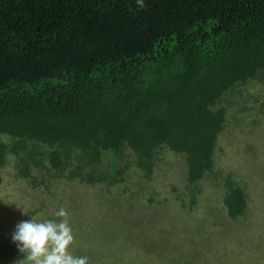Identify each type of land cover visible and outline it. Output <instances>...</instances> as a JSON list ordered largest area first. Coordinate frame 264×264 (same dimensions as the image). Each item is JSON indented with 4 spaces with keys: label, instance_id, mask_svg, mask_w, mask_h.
<instances>
[{
    "label": "trees",
    "instance_id": "trees-1",
    "mask_svg": "<svg viewBox=\"0 0 264 264\" xmlns=\"http://www.w3.org/2000/svg\"><path fill=\"white\" fill-rule=\"evenodd\" d=\"M240 110L264 119V0H145L143 9L135 0H0V170L8 172L0 195L15 202L18 222L65 208L70 250L88 264H117V253L106 262L101 249H110L102 234L121 230L119 217L177 237L183 219H198L191 264H230L210 248L222 233L245 244L231 264H255L264 158L249 145L248 173L234 154L248 134H223L240 124ZM250 179L263 189L256 209ZM19 181L54 197L55 211L35 206ZM158 204L179 221L162 222ZM147 213L154 222L141 219ZM168 235L158 246L180 251ZM127 246L119 264H139ZM23 259L11 235L0 239V264Z\"/></svg>",
    "mask_w": 264,
    "mask_h": 264
},
{
    "label": "rangeland",
    "instance_id": "rangeland-1",
    "mask_svg": "<svg viewBox=\"0 0 264 264\" xmlns=\"http://www.w3.org/2000/svg\"><path fill=\"white\" fill-rule=\"evenodd\" d=\"M260 88H261V86L259 87V89ZM251 91L252 92L249 93L250 95L256 94L255 92L258 91L257 86H253L251 88ZM249 103L251 104L250 100H249ZM236 113H237V116L240 118L239 119L240 124L236 125L234 121L229 122L226 125V127L223 131V134H224V136H227L233 140L236 139L234 137L235 135H238V137L241 139V135H244V134L247 135L248 134L249 139L246 142L248 144L239 143L240 141H242L239 139L238 140V143L240 146L239 149H236V148L235 149L233 148V149H234V154L236 156L238 154L239 158L243 157V159L246 162V165H245L246 171L248 173H250V171L252 169H254L250 164V162H252V161L248 157L249 154L247 155V154H244L243 152L247 151L249 149L248 146L250 145L251 147L256 149V152H257L256 156L264 158V152H263V149H264V143H263V141H264V121L262 122V120H264V119H261L260 117L256 116L252 111L240 110V111H237ZM254 119H255V121H254ZM1 136L7 137L5 134H2ZM256 164H260L261 167H264V161H261L260 158H259V161H256ZM263 169H261L260 172H262V175L264 176V170ZM0 171H2V170H0ZM6 171L7 170H4V171H2L3 173L0 174V176H2V178L6 173L8 175V172H6ZM7 179H8V177L5 179V181ZM19 182H21L24 185L25 192H28L29 195L31 194L30 197L34 195L35 206L38 205L40 202H44L46 212L51 213L52 211H55V208H53V205L55 203L54 197L48 196V199H43L41 196V194H42V188L41 187H38V188L34 189L33 191H30L28 184L25 185L23 181H19ZM255 185L256 184H254V182L250 179V181L248 182V189L247 190H249V195L251 196V201H253V202L256 201L255 200V198H256L255 193H257V195L263 194L262 187L256 186L254 188ZM2 187L3 186L1 185L0 188H2ZM208 190H210L211 192L217 191L215 188L210 189V187L208 188ZM8 192H9V190H7V193ZM44 196H46V194ZM4 198H5V202L2 200ZM259 199H262V198L259 197ZM0 200L3 201V203H1V205H0V207L2 206L3 209L5 211H7L10 215L8 222H4V224L6 225V230H4L3 221L6 218V217H4L6 214L0 213V239H1V238H5L7 236H10L12 234L14 227H15V224H16L15 222L16 221L18 222V220L16 218L18 215V212H17L18 210L13 209L15 206V202L11 201L9 198H7L6 192L4 190L1 192ZM107 200L104 202V204L107 202ZM109 200L111 202V198H109ZM256 203H257V201L253 204L255 209H256V205L258 204V203L257 204ZM263 203L264 202L261 203V206ZM153 207H154V205H152V208ZM263 207H264V205H263ZM157 208H159V210L157 212L159 213V215L161 217V221L164 222L166 225H167V223L170 224L171 222H174V221L178 222L179 221V215H176V210L172 211L171 214L169 215L168 211L165 208V204H158ZM262 213L264 214V209L262 210ZM27 218H24V219L21 218V220H25ZM149 218H150L149 213L144 214V216L141 217V219L143 221H149L150 223L155 221L154 216H151L150 219ZM119 220H120V224H121V230L120 231H111V232H107L106 234H102L105 237V239L108 240L109 247H110V249H107V248L101 249L102 253H104V257H103L104 261H106V262L109 261V259L114 258L115 254L117 253L116 263L119 264L120 254L122 253L120 250L123 247V245H125L127 247V249L129 251H131V249L128 248V246H127V242L129 243V245L132 248H136V249H134L136 251L132 257L137 259L136 263H139V264H191V260L194 261L195 259L199 258L196 254V251H194V253H192L193 252V248H192L193 237L201 234L202 228H203V224H201L198 219L189 218L188 221H186V222L183 219V222L185 223V230L183 229V231L180 233V237H177V233L174 229H171V231H166L167 228L159 229V228H157L156 225H152V224H144L140 228H137L134 226L128 227V226H126L127 224H130V222L128 220H126L122 217H119ZM209 220H210V218H209ZM99 224H100L99 225L100 228L103 230H107L109 228L107 225L108 221L106 222L105 220H103ZM210 226H211V224H210ZM188 228H192L193 232ZM196 228H200V232L198 234H195ZM205 228L207 229L208 227H205ZM212 228H214V227H212ZM221 228H219V232H220ZM165 231H166V233L168 232V234H169L166 237V239L170 238L171 243H177V246H180V251H179V248H175V247H173V248H169V247L160 248L158 246L160 241L163 240V238L166 236V233H164ZM197 231H199V230H197ZM223 235H224V237H223ZM226 235H227L226 233H222V236L220 238H216L215 243L212 242L214 244H212V247H210V248L226 254V256L229 258L228 263L231 264L233 262L232 258L235 257L236 253H240L241 249L243 248V246L245 244H244V242H242V243H240L241 245L239 246L237 243H235V241H238V239L236 237H235V239H233L232 236L226 237ZM209 239H204L205 243L206 242L208 243ZM138 248H140V250ZM224 249H226L225 252L220 251V250H224ZM233 250H234V254L231 256V252ZM258 250L256 253H255V251L253 253L252 252L250 253V255L252 256V262L255 264H259L261 256L264 257V250L262 248L259 251ZM101 251H100V254H101ZM140 254H142L141 260H139ZM187 257H190V259H188ZM218 257H220V256H218ZM221 258H223V257H221ZM188 260H190L189 263H188ZM240 260L243 261V258H240ZM262 261L264 262V259H262Z\"/></svg>",
    "mask_w": 264,
    "mask_h": 264
},
{
    "label": "clouds",
    "instance_id": "clouds-1",
    "mask_svg": "<svg viewBox=\"0 0 264 264\" xmlns=\"http://www.w3.org/2000/svg\"><path fill=\"white\" fill-rule=\"evenodd\" d=\"M138 9H143L145 0H135ZM67 211L60 207L55 219H27L16 223L11 240L24 253L26 264H88L86 255H74L72 228L67 220Z\"/></svg>",
    "mask_w": 264,
    "mask_h": 264
}]
</instances>
